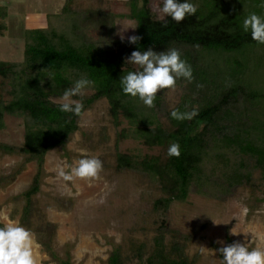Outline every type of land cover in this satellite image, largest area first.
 <instances>
[{
    "label": "trees",
    "instance_id": "16d2710c",
    "mask_svg": "<svg viewBox=\"0 0 264 264\" xmlns=\"http://www.w3.org/2000/svg\"><path fill=\"white\" fill-rule=\"evenodd\" d=\"M71 2L64 0L62 14ZM187 2L197 5L198 10L177 23L167 15L163 19L155 18L149 0H126L129 13L125 17L135 21L134 35L142 37L136 44L112 38V23L108 27V41H92L79 32L68 36L64 26L71 22H63L59 31L47 20L45 27L25 30L20 62L0 60V82L7 83L9 95L7 101L0 100V126L4 113L19 116L24 126L19 148L5 144H0V148L22 153L37 165L32 183L24 192L28 202L23 207L22 222L31 196L39 191L45 154L64 146L78 128L80 116L62 112L61 103L51 97H62L82 76L94 82L86 88L93 91L89 96L73 97L83 103L84 110L105 98L114 125H119L120 115L129 124L118 132V138L140 139L148 147L164 150L163 156L144 155L139 159L116 155L118 170L141 171L158 180L165 195L154 201V208L166 209L172 201L185 200L193 183L198 188L207 185L214 187V192L227 193L239 185H252L254 169H259L264 178V44L252 40L250 31L242 29V22L249 14L264 17V0ZM86 15L76 12L71 15L74 22L70 28L76 30V19ZM5 18L6 8L0 5V32L5 30ZM176 46L186 48L180 53L193 70L191 87L203 85L205 92L199 93L197 99L184 94L166 114L171 125L167 129L157 115L160 94L156 95L155 107H147L139 97L123 93L120 79L129 71L140 70L127 63L133 51L151 48L162 52ZM173 110L181 113L196 110L198 115L181 121L172 118ZM172 143H179V157L168 155ZM215 177L220 183L213 186ZM165 246L163 235H156L154 249L145 263L192 264L176 243L168 250ZM135 249L140 259L142 248L139 245ZM218 253L222 264L223 256ZM53 258L58 264H71L67 258ZM124 261L119 249H114L107 264Z\"/></svg>",
    "mask_w": 264,
    "mask_h": 264
},
{
    "label": "rangeland",
    "instance_id": "374dc122",
    "mask_svg": "<svg viewBox=\"0 0 264 264\" xmlns=\"http://www.w3.org/2000/svg\"><path fill=\"white\" fill-rule=\"evenodd\" d=\"M0 3L6 8L5 30L0 32V60L5 62L21 61L24 33L30 29L24 28V24L17 25L13 12L25 17L29 11L47 14L46 21L59 31L63 22L72 25L71 15L75 12L87 14L76 19V30L71 25L64 28L68 36L79 32L92 41H108L111 23L114 39L123 36V40H128L135 34V21L125 17L129 13L126 0H72L63 14L64 0H0ZM149 7L155 18L166 16L161 11L163 0H149ZM11 12L13 19L8 17ZM176 49L182 53L186 50L184 46ZM132 66L135 70L139 68ZM202 87L196 84L192 88L189 81L179 78L175 90L158 92L161 104L157 115L161 125L168 129L171 125L167 112L178 105L184 94L197 99L199 93L205 92ZM92 92L85 89L83 96ZM61 98L51 97L57 103H62ZM8 99V85L0 82V100ZM77 125L64 146L45 154L39 191L31 196L23 222V207L28 202L24 192L36 173V161L0 148V226L5 221L18 222L34 233L37 264H58L53 256L67 258L71 264H107L114 249H119L125 258L123 264H146L145 258L154 249V237L159 234L163 235L166 250L176 243L192 264H220L217 247L236 241L248 245L249 250L264 249V178L259 169L252 171V185H239L227 193H217L214 187L198 188L193 183L185 200L172 201L166 209H156L154 201L165 195L158 180L141 171L118 170L116 155L127 154L139 159L144 155L163 156L164 150L148 147L140 139L118 138V132L129 124L120 115L119 125H114L105 98L86 108ZM23 135L22 118L4 113L0 144L19 148ZM84 153L103 162L98 178L63 179L60 171H70L69 166L83 158ZM213 179V186L220 183L217 177ZM232 230L237 234H232ZM139 245L140 259L135 249ZM201 246L208 249L204 254L199 250Z\"/></svg>",
    "mask_w": 264,
    "mask_h": 264
},
{
    "label": "clouds",
    "instance_id": "9594fccd",
    "mask_svg": "<svg viewBox=\"0 0 264 264\" xmlns=\"http://www.w3.org/2000/svg\"><path fill=\"white\" fill-rule=\"evenodd\" d=\"M197 5L187 2V0H163L161 11L172 20L180 23L189 15H195ZM244 32L251 34L252 40L264 44V17L256 13L249 14L242 22ZM123 40L124 37L121 36ZM142 37L133 35L128 37L132 44H136ZM127 63L139 66L138 71H129L120 79L123 93L133 98L139 97L147 107H155V99L158 92L168 89L175 90L177 80L184 78L189 82L193 80V70L186 60L181 58V53L176 48L167 51L156 52L149 48L146 51H133ZM43 83V82H41ZM94 82L86 76H82L75 81L74 85L65 90L61 100L60 110L62 112L73 113L82 116L84 105L79 100H74L75 96H83L84 90ZM198 112L193 110L181 113L173 110L171 116L177 120H191ZM83 158L69 166L70 171L63 169L59 175L72 181L79 179L98 178L103 170V162L95 156L82 154ZM169 156L179 157L181 155L179 143H172L168 149ZM232 234H237L232 230ZM36 240L34 233L19 224L18 222H7L0 226V264H37L35 255ZM201 254L208 249L199 247ZM218 251L223 256L222 264H264V249L260 247L252 248L236 241L227 246L221 247Z\"/></svg>",
    "mask_w": 264,
    "mask_h": 264
},
{
    "label": "crops",
    "instance_id": "0c3cea01",
    "mask_svg": "<svg viewBox=\"0 0 264 264\" xmlns=\"http://www.w3.org/2000/svg\"><path fill=\"white\" fill-rule=\"evenodd\" d=\"M19 2V0H17ZM1 4V3H0ZM9 5V3H8ZM3 6V3L2 5ZM7 6V5H6ZM8 7V6H7ZM15 14V16H17V25L19 24H24V28H30V29H34V28H42V27H45L46 24H47V21H46V17H47V14H38V12H28L26 15L27 17H25L24 15L20 14V13H16V12H13ZM12 12L8 14V17H10V19L14 18V14Z\"/></svg>",
    "mask_w": 264,
    "mask_h": 264
}]
</instances>
